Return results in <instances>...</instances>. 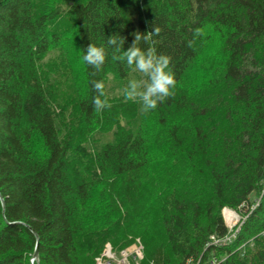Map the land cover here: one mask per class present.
<instances>
[{
  "label": "trees",
  "instance_id": "16d2710c",
  "mask_svg": "<svg viewBox=\"0 0 264 264\" xmlns=\"http://www.w3.org/2000/svg\"><path fill=\"white\" fill-rule=\"evenodd\" d=\"M44 1L0 0V264H32L37 244L33 264H96L106 243L136 239L139 264H264V0ZM61 20L81 66L68 102L67 61L49 59ZM155 27L139 46L171 58L176 86L145 113L123 98L139 74L106 41L118 34L127 50ZM206 29L222 60L188 91ZM90 43L106 51L99 71L80 62ZM95 81L110 104L99 112ZM225 208L244 220L213 245L230 234Z\"/></svg>",
  "mask_w": 264,
  "mask_h": 264
},
{
  "label": "clouds",
  "instance_id": "9594fccd",
  "mask_svg": "<svg viewBox=\"0 0 264 264\" xmlns=\"http://www.w3.org/2000/svg\"><path fill=\"white\" fill-rule=\"evenodd\" d=\"M160 29L155 27L150 33H134L132 44L124 50V38L112 35L107 38V45L112 50L111 59L127 65V67L138 73L139 78L129 79L123 89L125 101L139 102L141 110L145 113L155 110L158 103L163 102L174 92L176 81L171 69V58L167 55L158 54L153 46L141 48V40L148 42L153 35H158ZM200 30H195V35H199ZM81 65L90 66L99 71L106 61V51L104 47L89 44L81 50ZM104 82L95 81L92 88L97 95L92 98L94 111H102L110 107L109 101L104 92Z\"/></svg>",
  "mask_w": 264,
  "mask_h": 264
},
{
  "label": "rangeland",
  "instance_id": "374dc122",
  "mask_svg": "<svg viewBox=\"0 0 264 264\" xmlns=\"http://www.w3.org/2000/svg\"><path fill=\"white\" fill-rule=\"evenodd\" d=\"M55 1L56 0H45L42 5H48L49 2V4H52ZM49 29L51 31L49 33L50 37H52V35H55L58 39V43L56 44H59L56 47L59 49L55 48V50H53V52L51 53L49 59L51 60V58H55L58 61H67L68 64V66L61 67V70H59V74H57V78L60 82V86L58 87L60 98L62 102H68V100L73 96L74 91L77 88V84H79L81 75V66L77 59V52L75 48L74 31L72 30L70 20H61L58 23L51 25ZM205 37V48L196 61L195 66L193 65V67L188 71V74L183 81V86L188 91H190L189 87L193 86L194 78L198 77L200 80L205 81L207 79L206 77L209 76L210 66H215L222 60V53H220V40L218 38V35H216L213 30L206 29ZM60 50L62 51L60 52ZM61 53H63L64 59L59 58V55ZM61 66L63 65L61 64ZM59 76H61V78ZM195 83L198 84V82ZM114 85V89L121 90V88L117 89L118 85L116 83ZM158 135L156 136V138L159 140V145L161 146V142L163 141V139H161L160 131ZM243 220L244 219H241L239 223H237L235 228H238L237 226H239V224L241 226Z\"/></svg>",
  "mask_w": 264,
  "mask_h": 264
},
{
  "label": "built area",
  "instance_id": "2783aa9c",
  "mask_svg": "<svg viewBox=\"0 0 264 264\" xmlns=\"http://www.w3.org/2000/svg\"><path fill=\"white\" fill-rule=\"evenodd\" d=\"M226 210H228V212L231 214L230 219H227L225 217ZM222 213H223L224 221L230 230V234L221 239H216L212 237L213 245H223L229 243L233 238L235 232H237L239 229L240 224L239 226H237L238 228H235L237 223H239V221L242 219L236 211H233L228 208L223 209ZM143 252H144V247L140 239H136L131 246L121 249L119 251L115 250L111 245V243H106L101 254L95 258V263L96 264H139L140 261L143 259L144 256ZM188 264H193V263H188ZM211 264H217V263L214 260H212Z\"/></svg>",
  "mask_w": 264,
  "mask_h": 264
},
{
  "label": "water",
  "instance_id": "95a60500",
  "mask_svg": "<svg viewBox=\"0 0 264 264\" xmlns=\"http://www.w3.org/2000/svg\"><path fill=\"white\" fill-rule=\"evenodd\" d=\"M1 201H2V205L4 206V202H3L2 198H1ZM30 230L32 231V233L34 234V236L36 237V239L38 241V235L36 234V232L33 229H30ZM38 258H39V247L37 244L35 252H34L32 260H31L32 264L34 261H38Z\"/></svg>",
  "mask_w": 264,
  "mask_h": 264
},
{
  "label": "bare ground",
  "instance_id": "6f19581e",
  "mask_svg": "<svg viewBox=\"0 0 264 264\" xmlns=\"http://www.w3.org/2000/svg\"><path fill=\"white\" fill-rule=\"evenodd\" d=\"M226 215H225V217L227 218V219H230L231 218V214L228 212V210H226Z\"/></svg>",
  "mask_w": 264,
  "mask_h": 264
}]
</instances>
